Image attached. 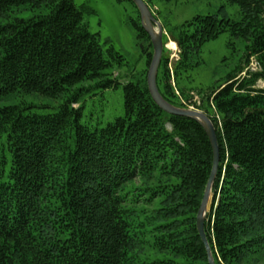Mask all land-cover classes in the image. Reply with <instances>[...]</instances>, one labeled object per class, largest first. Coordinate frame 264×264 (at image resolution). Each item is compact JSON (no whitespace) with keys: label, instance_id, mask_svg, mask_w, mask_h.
<instances>
[{"label":"trees","instance_id":"16d2710c","mask_svg":"<svg viewBox=\"0 0 264 264\" xmlns=\"http://www.w3.org/2000/svg\"><path fill=\"white\" fill-rule=\"evenodd\" d=\"M226 1L238 6V19L196 14L171 32L180 48L173 76L177 82L195 65L190 56L224 31L249 40L258 71L239 79L242 68L235 69L198 109L212 120L219 153L204 222L212 257L257 264L264 259V87L255 86L264 81V0ZM19 7L42 11L8 19ZM0 19V99L66 95L47 113L0 107V264H209L196 227L213 160L202 125L161 109L147 83L126 81L122 114L91 127L81 121L83 106L74 107L83 88H72L94 80L93 88L117 87L106 70L123 56L88 29L82 7L0 0ZM159 76L162 97L185 107L168 70Z\"/></svg>","mask_w":264,"mask_h":264},{"label":"rangeland","instance_id":"374dc122","mask_svg":"<svg viewBox=\"0 0 264 264\" xmlns=\"http://www.w3.org/2000/svg\"><path fill=\"white\" fill-rule=\"evenodd\" d=\"M143 1L163 28L164 46L157 74L161 78L164 68L168 70L173 92L186 108L198 109L212 87L222 82L229 73H234L235 69L242 68L237 76L239 79L249 77L252 72L258 71L256 56L249 55L246 50L249 40L235 38L228 31H224L216 38L205 42L198 54L190 56L189 62L195 65L186 71L180 70L176 82L173 67L180 58V48L171 32H175L181 23L196 14L215 13L219 17L228 16L236 20L240 17L238 6L226 0ZM74 2L82 7L84 21L91 32L98 34L100 43L104 47L112 45L123 56L120 64L115 63L106 70L109 77H115L119 81L117 87L93 88L91 86L95 83L94 80L80 82L72 88V90L83 88L79 92L78 102L74 103V107L80 104L83 106L81 121L91 127L103 126L122 114L124 82L147 83L146 75L150 63L148 58L149 54L152 57L153 49L150 39L139 38L137 35L133 23H141V19L136 5L131 0H74ZM41 11L28 7L14 8L8 19L27 18ZM5 20L0 19V23ZM170 42L175 44V48L169 46ZM161 60L167 61L166 67L165 63L161 64ZM255 86L264 87V81L257 79ZM65 98L66 95L48 97L34 91L15 92L2 97L0 107L30 105L32 111L47 113L54 111ZM167 127L170 128L169 125ZM134 183L138 184L139 180L135 179ZM257 264H264V259Z\"/></svg>","mask_w":264,"mask_h":264},{"label":"water","instance_id":"95a60500","mask_svg":"<svg viewBox=\"0 0 264 264\" xmlns=\"http://www.w3.org/2000/svg\"><path fill=\"white\" fill-rule=\"evenodd\" d=\"M137 7L141 19V25L149 36L153 53L148 66L146 81L150 96L154 102L165 112L174 115L190 117L198 121L204 128L213 150V160L210 175L208 177L202 200L196 215V227L200 238L205 245L208 263L215 264L212 252L206 237L204 222L212 200V186L218 169L219 153L215 127L210 117L202 110L186 107H178L165 100L159 92L156 84V75L163 50V28L153 17L151 11L143 0H131ZM155 25V26H154Z\"/></svg>","mask_w":264,"mask_h":264},{"label":"bare ground","instance_id":"6f19581e","mask_svg":"<svg viewBox=\"0 0 264 264\" xmlns=\"http://www.w3.org/2000/svg\"><path fill=\"white\" fill-rule=\"evenodd\" d=\"M169 46H170L171 48H175V44H174L173 42H170V43H169Z\"/></svg>","mask_w":264,"mask_h":264}]
</instances>
